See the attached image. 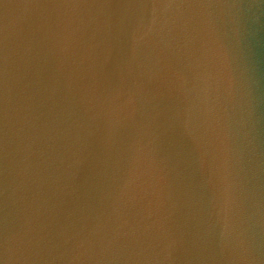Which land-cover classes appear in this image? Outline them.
Wrapping results in <instances>:
<instances>
[{
	"label": "water",
	"instance_id": "95a60500",
	"mask_svg": "<svg viewBox=\"0 0 264 264\" xmlns=\"http://www.w3.org/2000/svg\"><path fill=\"white\" fill-rule=\"evenodd\" d=\"M0 264H264V0H0Z\"/></svg>",
	"mask_w": 264,
	"mask_h": 264
}]
</instances>
